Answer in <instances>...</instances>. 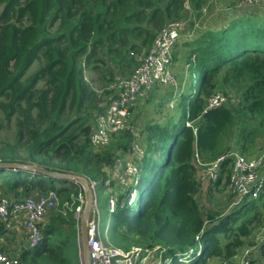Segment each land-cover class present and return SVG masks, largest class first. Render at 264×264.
Masks as SVG:
<instances>
[{
    "label": "trees",
    "instance_id": "trees-1",
    "mask_svg": "<svg viewBox=\"0 0 264 264\" xmlns=\"http://www.w3.org/2000/svg\"><path fill=\"white\" fill-rule=\"evenodd\" d=\"M186 2L0 0V112L16 127V141L0 148V161L99 183L100 227L105 232L116 221L107 238L120 249L161 246L171 264H210L231 260L264 225V192L223 220L212 213L205 219L196 165V155L203 163L218 159L236 134L238 150L247 156L264 138V25L244 17L189 45V72L193 83L199 76V91L179 126L146 127L136 206L128 204L131 191L123 192L110 212L104 186L107 169L132 148V132L117 135L108 150H96L90 141L113 98L111 84L135 71L133 54L149 51L168 22L182 19ZM87 72L96 75L98 87ZM219 89L240 95L239 102L205 112L207 99ZM194 121L197 132L186 125ZM229 174L227 162L221 179ZM52 190L61 206L50 214L42 242L20 255L21 263L83 264L77 205L73 211L63 207L75 204L81 187L20 169L0 170V197L23 199ZM261 255L264 260V247ZM191 256V262H181Z\"/></svg>",
    "mask_w": 264,
    "mask_h": 264
},
{
    "label": "built area",
    "instance_id": "built-area-1",
    "mask_svg": "<svg viewBox=\"0 0 264 264\" xmlns=\"http://www.w3.org/2000/svg\"><path fill=\"white\" fill-rule=\"evenodd\" d=\"M264 5V0H240L239 8H252ZM184 19L168 22L158 33L149 51L134 55L138 65L129 76H119L110 86L114 93L105 113L95 122L90 136L91 145L96 149L108 147L115 136L131 131L134 136L132 148L124 156L117 159L112 167L113 174L104 181L108 196V209L114 212L120 193L129 192L128 204L136 203L138 188L141 184V168L145 156V145L141 135L130 124L132 111L136 109L141 99L148 100L157 85L175 88L178 80L173 72L174 52L179 44L181 32L186 27ZM189 67V66H188ZM222 91L215 92L206 101L205 112L227 105L237 104ZM194 132H197V121L187 122ZM229 162L230 174L228 189L238 199L255 200L264 192V153L257 156H246L239 150H231L222 154L210 163H203L196 155L198 179L201 183H218L223 174L225 164ZM1 163V161H0ZM80 186V184H78ZM93 196V205L88 220V249L90 264H171V259L165 257L166 249L161 246L153 248L136 247L125 251L114 246L107 238L108 228L102 232L99 217V183L88 181ZM81 187V186H80ZM121 189V191H120ZM84 190L81 188L78 204L74 211L77 222V241L83 261L81 220L86 205ZM61 206L59 194L56 191L40 192L23 199L15 197H0V222L5 230H11V220L23 218L27 231V245L35 248L43 240L42 222ZM73 204L63 207L73 211ZM264 247V229L255 238V245L247 247L231 260H221L211 264H253L256 248ZM218 260V259H216ZM0 264H22L20 256L9 255L0 251ZM84 264V261H83Z\"/></svg>",
    "mask_w": 264,
    "mask_h": 264
},
{
    "label": "rangeland",
    "instance_id": "rangeland-1",
    "mask_svg": "<svg viewBox=\"0 0 264 264\" xmlns=\"http://www.w3.org/2000/svg\"><path fill=\"white\" fill-rule=\"evenodd\" d=\"M237 1L238 0H200L199 1L200 5H198L197 1H195V0L194 1L193 0H187L186 7H185V12L187 11V14L184 15V17L182 19L185 20V18L186 19L189 18L190 20L191 19L194 20L195 17H193V16L191 17L189 15L190 11H191L190 14L194 11V13L196 12V18L198 20L204 15V11L205 10H206V12H211L213 9H218L217 11L221 12L222 15L224 16V18L227 19V22L226 23L224 22V24H225L224 28H226V26H228V24H230L232 22H235L236 20L240 19L242 16L250 17L252 15H256V16H259L260 18L264 19V6H262V7L259 6V7L255 8V9L250 10L247 14L243 15V14L237 13L236 10L233 8V6H235V3ZM187 8H189V10H187ZM228 11H229V14H228ZM261 24L264 25V21H261ZM190 30H192V28ZM145 52H143L141 54H144ZM141 54H138V55H141ZM129 74H127V75H129ZM86 79L89 82H91V84L94 87H98V84L95 83L96 82V75L95 74L87 72L86 73ZM199 82H200L199 76H198V78H196L194 83H192V80H191V84H190V82H188L189 83L188 90L186 91L184 89V91H185V99L183 98L184 99L183 100L180 97V106L178 107V105L176 104L175 107H173V108H172V106L169 107L171 112H173V113L177 112L178 113V115H176L177 118H179L178 126L180 125L179 122H181L182 119L187 115L188 110H189V105H190L191 101H193L194 97L197 95V92L199 91ZM181 87H182V84H180V88ZM109 90H110V88H109ZM110 91H111V93H114L112 90H110ZM218 91L224 92L225 90L224 89H219ZM218 91H216V92H218ZM228 93H230V94H226V93L225 94L231 100H233V101L240 100V95H237V94L232 93V92H228ZM151 104H152V106L154 108H151L153 113H151L149 111L150 112L149 115H152L154 118L157 115L156 112H163V108L166 107V104H163L161 102H156L155 100H152ZM229 106L233 107L232 104H230ZM135 114H136V112H135V109H134L132 111V114H131V117H130V124H131L132 127H133V125L136 126L138 128L139 133H141V131L143 130L142 127L143 126H147L148 122L152 118L150 116L149 118H147V121H145V120H143V121L140 120L139 121V120H137V115H135ZM137 114L140 117L142 115L147 117L148 110H146L145 113L143 111H141V112L138 111ZM118 136H119V134H118ZM116 137L117 136H115V138ZM236 139H237V134L235 136V139H234L232 145L230 146V149L226 150L224 152V154L226 152H228V151L234 150L235 147L238 148ZM15 141H16V127H15V123H11V124L7 123L5 121V119H4L3 114L0 112V148H4L7 144L13 145L15 143ZM144 144H145V139H144ZM110 146H111V144L108 147H106L105 149H102V150H108L110 148ZM263 153H264V138L258 141L257 147L254 149V151L251 154V156H257V155H261ZM22 156H23V160H25L26 159V155L24 154ZM263 172H264V170H263ZM202 185H203V187H202L201 193L197 196V200L199 202V205L201 207V210H202V213H203V216H204L205 219H207L208 215L212 213V214H215L217 219L223 220L224 218H226L231 213L237 211L240 208V206H242V204H244V203L246 204V202H250L251 201V200H245V201H242L240 203H237L238 199L228 189V178L226 176H224L223 179H221L220 182H218L216 184L215 183H204V184L202 183ZM62 186H69L70 188L72 187L71 183L70 184L68 183L67 185L66 184H61V183L57 184V187H59V188L62 187ZM4 196L5 195H2V197H4ZM5 197H12V195L5 196ZM137 198H138V195H137ZM73 203H75V204H73L74 206L80 204V203L78 204V201H75ZM136 204L137 203H135L133 206H136ZM85 206H84V209H85ZM84 209H83V213H84ZM113 221L116 222L115 220H113ZM206 226L209 227L210 223L206 222ZM44 227H45V225H44ZM263 229H264V225L261 226L258 230H256L252 237L246 239V241H245L246 244L241 249L238 250L237 254L241 253L243 251V249H245L247 247H253L255 245L256 236ZM41 230L44 232V228H41ZM18 242H19V239H17L16 243H18ZM226 242L227 241H224L223 244H226ZM24 247H25L24 244H22L20 242L18 243V249H23ZM254 252H255L254 253L255 254V260H254L253 264H263L264 260H263L262 255H261V247L256 248V250ZM191 260H193L192 256L191 257H186L181 262L188 263V262H191ZM221 260H227V259L226 258H222V259H218V260H212L211 263H217V262H219Z\"/></svg>",
    "mask_w": 264,
    "mask_h": 264
},
{
    "label": "crops",
    "instance_id": "crops-1",
    "mask_svg": "<svg viewBox=\"0 0 264 264\" xmlns=\"http://www.w3.org/2000/svg\"><path fill=\"white\" fill-rule=\"evenodd\" d=\"M239 1L240 0H238L235 3V6H233V8L236 10L237 13L243 14V15L247 14L250 10L255 9L259 6L260 7L264 6V5H259V6H255L252 8L241 9L238 6ZM187 10H189V8H187ZM217 10L218 9H213L211 12H206L205 10L204 15L198 20L196 18V12L194 13L193 11L191 14H190L191 11L189 12V15L191 17L192 16L195 17V19L190 20L189 18L187 19L185 18L187 25L181 32L180 41L174 52V58H173V72L178 80V86L175 88H170V87L161 86L160 84L157 85L155 89L151 92L148 100L141 99L139 101L138 106L135 109V112H136L135 115H137V120L147 121V118L151 116L152 119L148 122V125L161 124L164 126L170 122L172 124H178L179 118H177L176 116L178 115V113L171 112L169 107L172 106L173 108L175 107L176 104L178 105V107L180 106V97L182 99L183 98L185 99L184 89L187 91L188 85H189L188 82H190L191 84V80L193 81L192 75L190 74L189 67H188V57H189V51H190L189 45L197 41L198 39H200L207 32H219L222 29H224V25H225L224 22L226 23L227 19L224 18L222 13L218 12ZM186 14H187V11L185 12V15ZM228 14H229V11H228ZM244 17L245 16H242L240 19ZM252 17L255 20H258L259 22L264 21V19L260 18L259 16L252 15ZM191 28L192 30H190ZM180 84H182L181 88H180ZM152 100L166 104V107L163 108V112L155 111L157 114L155 118L152 115H149L150 112L153 113V111L151 110V108H154L151 104ZM146 110H148L147 117L144 115H142L141 117L138 116L137 114L138 111L140 112L143 111L145 113ZM147 126H143L142 127L143 130L141 131V133H139L138 128L133 125L134 130H136V132H138L139 135L143 137V140L146 137L145 130ZM234 150H238V148L235 147ZM124 155H125L124 153H121L118 159L122 158ZM106 173H107V178L110 177L113 174L112 168L107 169ZM62 187H69V186H62ZM49 217L50 216H48V218ZM48 218H46L42 222L41 228H44V225H46L45 223L48 222ZM11 223H12V228L11 230L7 231L5 230L3 224L0 222V225H1L0 226V251L5 252L9 255L20 256L25 250L29 248L27 245V231L25 229V222L23 218H15L14 220L13 219L11 220ZM115 225H116V222L112 221L110 223V228L113 229ZM17 239H19L20 243L25 245L23 249H18L19 242L16 243Z\"/></svg>",
    "mask_w": 264,
    "mask_h": 264
},
{
    "label": "water",
    "instance_id": "water-1",
    "mask_svg": "<svg viewBox=\"0 0 264 264\" xmlns=\"http://www.w3.org/2000/svg\"><path fill=\"white\" fill-rule=\"evenodd\" d=\"M15 170L20 169L24 172H28L30 174L41 175L48 178H54L58 180H64L66 182H74L76 184H80L81 188L85 193L86 206L83 213V218L81 220V234H82V249H83V261L84 264H90V254L88 249V220L90 217L92 205H93V196L91 189L88 185V181L84 177L73 176L69 174L57 173L47 170L46 168L39 165H24L20 163H0V170Z\"/></svg>",
    "mask_w": 264,
    "mask_h": 264
}]
</instances>
